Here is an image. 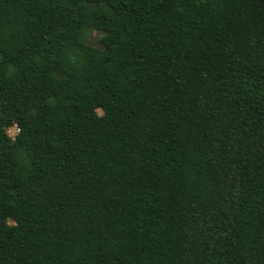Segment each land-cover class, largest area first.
I'll use <instances>...</instances> for the list:
<instances>
[{
	"label": "trees",
	"instance_id": "16d2710c",
	"mask_svg": "<svg viewBox=\"0 0 264 264\" xmlns=\"http://www.w3.org/2000/svg\"><path fill=\"white\" fill-rule=\"evenodd\" d=\"M0 264H264V0H0Z\"/></svg>",
	"mask_w": 264,
	"mask_h": 264
},
{
	"label": "rangeland",
	"instance_id": "374dc122",
	"mask_svg": "<svg viewBox=\"0 0 264 264\" xmlns=\"http://www.w3.org/2000/svg\"><path fill=\"white\" fill-rule=\"evenodd\" d=\"M101 36H102V34H101L100 32H98V31H94V32H92L91 35L89 36V41H90L92 44L96 45V46H101V43H100V41H99V39H100ZM17 132H18L17 127H11V128L9 129V134H10L11 136H13V137L17 134Z\"/></svg>",
	"mask_w": 264,
	"mask_h": 264
}]
</instances>
